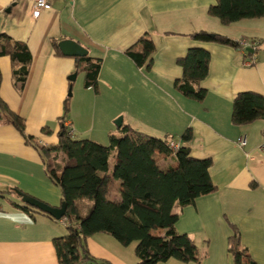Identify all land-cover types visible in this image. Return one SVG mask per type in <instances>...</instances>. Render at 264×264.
<instances>
[{"label":"crops","instance_id":"crops-1","mask_svg":"<svg viewBox=\"0 0 264 264\" xmlns=\"http://www.w3.org/2000/svg\"><path fill=\"white\" fill-rule=\"evenodd\" d=\"M216 0H50L51 6L33 17L32 0H0V33L27 43L32 62L26 85L19 93L13 84L10 56H0V96L26 120V130L44 144L57 145L64 101L72 85L71 112L65 120L77 139L109 143L111 134L125 124L145 126L155 135L170 134L179 141L191 128L192 156L211 158L210 175L217 191L198 197L179 213L176 229L188 233L208 254L200 263L170 259L158 264H234L229 251L232 224L256 261L264 264V118L246 125L231 121L238 93L264 94V18L229 25L211 16ZM206 30L240 41L254 40L256 47H233L196 41L190 33ZM143 36L156 51L152 68L138 67L126 51ZM72 39L102 58L99 91L76 89L69 77L75 58L56 53L53 42ZM192 47L211 53L207 90L201 102L182 95L175 81L182 79L178 59ZM250 48V50H249ZM253 49V51H251ZM80 75L77 73V76ZM84 76V75H83ZM74 89V90H73ZM123 123L116 121L121 116ZM50 126V131L43 128ZM124 132V130H123ZM152 133V134H153ZM245 135L247 144L238 139ZM115 151L110 158V172ZM162 165L175 161L160 159ZM255 185V186H252ZM0 264H59L54 239L67 233L66 224L42 214L33 216L12 209L10 200L22 203L17 191L52 206L62 204V191L48 177L39 152L25 142L12 124L0 122ZM117 199V191L111 194ZM83 213L90 205L80 201ZM91 253L111 264H137L136 243L124 245L106 233L87 239Z\"/></svg>","mask_w":264,"mask_h":264},{"label":"trees","instance_id":"trees-1","mask_svg":"<svg viewBox=\"0 0 264 264\" xmlns=\"http://www.w3.org/2000/svg\"><path fill=\"white\" fill-rule=\"evenodd\" d=\"M211 16L229 25L237 21L264 18V0H216L208 8ZM196 41L216 42L240 47L239 41L226 35L199 30L189 34ZM56 53L64 55L58 43ZM156 51L154 41L143 36L126 54L138 67L149 71ZM10 56L13 64V84L21 93L26 85L32 54L26 42L0 33V56ZM75 72L84 75V86L99 91L102 58L74 56ZM211 53L202 47H192L178 59L183 69L182 79L175 81L176 89L184 96L203 101L207 90L201 87L210 70ZM1 84V73H0ZM71 112V96L64 101V113L59 118L61 128L57 145L44 144L26 130L24 117L13 111L0 96V122L12 124L43 159L50 180L62 191V202L67 204L65 221L67 233L54 239L59 264H111L97 259L87 245V239L96 233L113 236L124 245L136 243L137 264H158L170 259L200 263L208 254L188 233L176 229L179 213L174 207L194 204L198 197L217 191L212 181L211 158L192 156L191 128L180 136L155 135L129 124L124 134H111L108 144L92 139H77L70 133L65 120ZM264 118V94L243 91L233 101L234 125H246ZM50 131V126L43 128ZM178 141L174 152L171 141ZM115 151L114 166L110 172V158ZM160 159L175 161L176 166L162 165ZM252 186H255L252 184ZM117 191L119 197L111 199ZM1 198H8L0 191ZM88 199L89 208L82 212L80 201ZM12 209L23 210L33 216L49 214L38 208L10 200ZM0 209L4 210L3 207ZM52 218V217H51ZM229 251L234 264H256L248 249L242 245L239 229L232 224Z\"/></svg>","mask_w":264,"mask_h":264},{"label":"water","instance_id":"water-1","mask_svg":"<svg viewBox=\"0 0 264 264\" xmlns=\"http://www.w3.org/2000/svg\"><path fill=\"white\" fill-rule=\"evenodd\" d=\"M60 50L65 55L69 56H85L88 54V49L82 46L80 43L72 40V39H64L58 43ZM250 50V48H249ZM253 51V49H251ZM77 78V73H74L69 77L70 81L74 82ZM72 95V85L70 87L69 96ZM123 123V117H119L116 121L118 127H121ZM20 195L21 200L23 203L38 208L41 211L49 214L52 218L56 220H61L65 217L67 213V204L66 202H62L60 206H52L36 197H33L29 194L23 193L21 191H17Z\"/></svg>","mask_w":264,"mask_h":264},{"label":"built area","instance_id":"built-area-1","mask_svg":"<svg viewBox=\"0 0 264 264\" xmlns=\"http://www.w3.org/2000/svg\"><path fill=\"white\" fill-rule=\"evenodd\" d=\"M32 1L34 3V9H33V14H32L34 18H38L41 15V13H42L43 10L48 9L51 6L50 0H32ZM239 43H240V46L242 48H244V49L247 48V47L255 48L256 47V44H257L256 41L249 40V39H242V40L239 41ZM68 127L70 128V133L71 134H74L75 131L71 127L70 124L68 125ZM238 142L242 146L243 145H246L247 144V137L245 135L241 136L238 139ZM170 147L175 152L179 148V142L178 141H175V140L174 141H171ZM260 150L261 151H264V131H263V142L260 145ZM63 222L65 223V221H63Z\"/></svg>","mask_w":264,"mask_h":264},{"label":"rangeland","instance_id":"rangeland-1","mask_svg":"<svg viewBox=\"0 0 264 264\" xmlns=\"http://www.w3.org/2000/svg\"><path fill=\"white\" fill-rule=\"evenodd\" d=\"M74 85H75L76 89H78V88H80V87H83V85H84V76H83V74H80V75L77 76L76 80L74 81ZM73 90H74V89H73ZM73 93H74V92L72 91V94H73ZM71 98H72V95H71ZM120 116H121V115H120ZM134 127L137 128V129H140V130H142V131H145V132H147V133H150V134L153 133V131H151L150 128L145 127V126H140V125L137 124V125L134 126ZM116 131H117L118 134H121V135L124 134L123 130H121V129H116ZM153 134H154V133H153Z\"/></svg>","mask_w":264,"mask_h":264}]
</instances>
